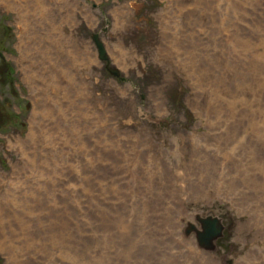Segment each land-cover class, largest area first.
I'll return each mask as SVG.
<instances>
[{"label":"rangeland","instance_id":"obj_1","mask_svg":"<svg viewBox=\"0 0 264 264\" xmlns=\"http://www.w3.org/2000/svg\"><path fill=\"white\" fill-rule=\"evenodd\" d=\"M10 1L0 264H264V0Z\"/></svg>","mask_w":264,"mask_h":264},{"label":"bare ground","instance_id":"obj_2","mask_svg":"<svg viewBox=\"0 0 264 264\" xmlns=\"http://www.w3.org/2000/svg\"><path fill=\"white\" fill-rule=\"evenodd\" d=\"M1 1H3L5 4H8L9 6H10V4H12L11 3V1L10 0H0V2ZM42 1V0H41ZM61 1V0H60ZM36 2L37 3H39V0H36ZM43 2V1H42ZM64 2V5H62L61 7H60V16H62V18L59 16L57 19H58V21L56 20V21H52V19L55 17L54 16V14L52 15V14H49L48 15V19H50V24H49V37H50V40L48 39V41L47 42H49V46H50V48L53 50L54 48H56L55 46L58 44V43H62V42H64L65 40L67 41V43H68V40L70 41V38H69V36H71L70 34L69 35H67L66 33H65V31L63 30V28H62V23L63 22H72L73 21V13L70 11V9L68 8L67 10H68V14H66L65 15V13H62V12H64V10H62L65 6H69V2H67L66 0H62V3ZM56 4H58L59 2H57V0H56V2H55ZM36 4V3H35ZM29 5H30V3H29ZM41 5V4H40ZM16 6H18V5H16ZM58 6V5H57ZM15 7V6H14ZM35 8V7H34ZM40 8V7H39ZM70 8H71V6H70ZM20 9V8H19ZM22 9V8H21ZM20 9V10H21ZM15 10H18L16 7H15ZM53 10V9H52ZM19 11V10H18ZM40 11V10H39ZM42 11H44V10H42ZM27 12V11H26ZM35 12V11H34ZM41 12V11H40ZM55 12V11H54ZM38 13V12H37ZM18 14H20V13H18ZM45 14V13H44ZM46 14H48V13H46ZM28 15V14H27ZM20 16H21V14H20ZM19 16V17H20ZM47 16V15H46ZM54 16V17H53ZM28 20V19H27ZM23 22V21H22ZM25 22H26V19H25ZM25 24V23H24ZM26 24H28V23H26ZM25 24V25H26ZM124 24V23H123ZM27 27V26H26ZM25 27V28H26ZM34 27V26H33ZM59 29V31L58 32H54V29ZM35 29V28H34ZM72 37V36H71ZM36 38V37H35ZM25 40H26V38L24 37V36H21L20 37V41H21V44H22V46H21V49L23 50V52H22V57H27L28 55H29V52H30V46H28V44L27 45H24L25 44ZM27 41H29V40H27ZM31 42V41H30ZM35 45V44H34ZM79 45V44H78ZM81 45V44H80ZM33 46V45H32ZM34 47V46H33ZM58 48V47H57ZM67 48H68V46H67ZM37 49H39L38 47H37ZM61 49V48H60ZM69 49V48H68ZM46 51V50H45ZM66 51H68L67 49H66ZM85 52V50H83V48H77L76 49V52L77 53H82V52ZM41 52V51H40ZM72 52V51H71ZM70 52V53H71ZM60 54V53H59ZM51 55V54H50ZM29 57V56H28ZM81 58H82V56H80ZM50 58V57H49ZM60 59V58H59ZM69 59V58H68ZM54 60V59H53ZM56 61V60H55ZM74 61V60H73ZM76 62V61H75ZM52 63H55V62H52ZM56 65V64H55ZM55 68V67H54ZM60 68V67H59ZM63 68V67H62ZM63 72V71H62ZM54 73H56V71L54 70ZM62 74V73H61ZM66 75V74H65ZM55 76H56V74H55ZM68 76V75H67ZM58 78H60V76H58ZM67 79H69V78H67ZM70 80H71V78H70ZM61 81V80H60ZM53 82V81H52ZM57 82V81H56ZM59 83L57 82L56 83V85H58ZM63 92V91H62ZM37 106V105H36ZM42 106V105H41ZM43 107H45L46 109H51V108H48V107H46L45 106V104H43ZM43 107H42V110H43ZM44 111V110H43ZM50 112V111H49ZM44 113H45V111H44ZM34 116V115H33ZM33 132V131H32ZM31 134V133H30ZM29 134V135H30ZM32 135V134H31ZM31 137V136H30ZM32 137H33V135H32ZM2 206V205H1ZM5 209V208H4ZM4 209H1V207H0V210L2 211V214L3 215H1L0 217H2V216H7L8 215V213H10L9 211H5ZM7 209V208H6ZM14 214V213H13ZM12 214V215H13ZM18 215V214H17ZM9 217V216H8ZM12 218V217H11ZM20 220V219H19ZM2 222V221H1ZM1 227V226H0Z\"/></svg>","mask_w":264,"mask_h":264},{"label":"water","instance_id":"obj_3","mask_svg":"<svg viewBox=\"0 0 264 264\" xmlns=\"http://www.w3.org/2000/svg\"><path fill=\"white\" fill-rule=\"evenodd\" d=\"M91 39L96 47L98 58L101 60H106V51L103 42L99 38V34L93 33ZM0 56L2 57L1 53ZM108 70L112 75L118 76L117 70L113 68H109ZM201 222L203 223L204 232L200 234L199 239L201 242L209 244L210 240L218 237L221 234L222 226L220 225L219 220L216 217H206L201 219Z\"/></svg>","mask_w":264,"mask_h":264},{"label":"flooded vegetation","instance_id":"obj_4","mask_svg":"<svg viewBox=\"0 0 264 264\" xmlns=\"http://www.w3.org/2000/svg\"><path fill=\"white\" fill-rule=\"evenodd\" d=\"M56 0H54V2H55ZM58 2H59V5L56 7L57 9L58 8H60L61 7V1L60 0H58ZM62 28H63V25H62ZM66 33V32H65ZM67 34V33H66ZM67 35H69V34H67ZM72 37H74L72 34H70ZM71 36H69V38H70V40H71ZM21 37V36H20ZM66 41V40H65ZM21 42V41H20ZM67 42V41H66ZM1 54H2V57L0 56V59L2 60V61H5L6 60V55H5V53L2 51V52H0ZM23 58V57H22ZM59 73V75H60V78H62V76L64 75L62 72H58ZM62 73V74H61ZM67 75V74H66ZM64 77V76H63ZM55 89H59V87H56ZM41 106V105H40ZM36 115V114H35ZM32 116H33V114H32Z\"/></svg>","mask_w":264,"mask_h":264}]
</instances>
